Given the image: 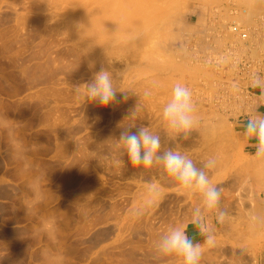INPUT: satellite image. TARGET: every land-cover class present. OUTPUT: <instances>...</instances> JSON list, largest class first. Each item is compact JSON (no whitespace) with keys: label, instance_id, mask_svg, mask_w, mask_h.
Here are the masks:
<instances>
[{"label":"rangeland","instance_id":"1","mask_svg":"<svg viewBox=\"0 0 264 264\" xmlns=\"http://www.w3.org/2000/svg\"><path fill=\"white\" fill-rule=\"evenodd\" d=\"M137 1L0 0V264H182L155 244L191 223L201 197L162 165L127 163L120 133L140 125L197 166L216 159L207 171L228 216L205 214L215 245L200 264H259L264 166L238 131L261 99L251 91L264 78V0ZM101 65L119 90L107 107L76 89ZM177 82L199 118L188 140L162 115Z\"/></svg>","mask_w":264,"mask_h":264},{"label":"clouds","instance_id":"2","mask_svg":"<svg viewBox=\"0 0 264 264\" xmlns=\"http://www.w3.org/2000/svg\"><path fill=\"white\" fill-rule=\"evenodd\" d=\"M93 65L90 64V67ZM84 89L85 100L107 107L119 103L116 86L112 73L101 65L99 71L93 73L90 81L76 87ZM252 87L260 88L264 97V78L254 76ZM151 95L146 91L145 96ZM127 100V95H124ZM137 107L131 112L135 115ZM163 120L173 139L188 140L190 133L198 123L192 91L186 85L177 82L173 85L171 97L163 107ZM135 127V131L132 128ZM123 128L119 142L124 146L127 163L132 167L162 165L166 175L177 182L178 190L191 194H199L201 206H197L192 213L191 222L204 236L203 243L194 242L187 234L183 225L168 229L156 242L157 252L163 256L175 255L182 258V264H200L205 246L215 245V236L211 226L205 222V214L215 212L218 223H224L228 212L220 208L222 189L213 184L208 171L215 167V157H209L197 164L186 154L169 147L162 150L161 136L152 132L149 127L140 125ZM244 136L247 140H254V156L264 161V113L257 112L250 115L244 125Z\"/></svg>","mask_w":264,"mask_h":264},{"label":"crops","instance_id":"3","mask_svg":"<svg viewBox=\"0 0 264 264\" xmlns=\"http://www.w3.org/2000/svg\"><path fill=\"white\" fill-rule=\"evenodd\" d=\"M251 94L254 98L260 96V100L258 104L255 105V107L251 110V112L247 115H245L243 118H241V122H239V125L241 126L239 128L238 134L240 135L241 139L243 140L244 148L246 152L249 155H253L255 153V148L252 146L255 141L254 140H247L244 136V125L250 115H254L257 110L259 112L264 113V97L261 95V89L260 88H254L251 91ZM187 234L188 236L194 241V242H201L204 239V236H202L198 230V228L191 222L187 224L186 226ZM258 262L259 264H264V242L262 243V246L260 248V251L258 252Z\"/></svg>","mask_w":264,"mask_h":264},{"label":"bare ground","instance_id":"4","mask_svg":"<svg viewBox=\"0 0 264 264\" xmlns=\"http://www.w3.org/2000/svg\"><path fill=\"white\" fill-rule=\"evenodd\" d=\"M138 1H139V0H138ZM138 1H137V2H138ZM141 1H142V0H141ZM101 2H102V1H101ZM109 2H110V0H109ZM147 2H148V1H147ZM152 2H153V1H152ZM112 3H114V2L112 1ZM139 3H140V2H139ZM149 3H150V2H149ZM104 4H105V3H104ZM107 4H109V3L107 2ZM121 4H122V3H121ZM124 4H125V3H124ZM140 4H141V3H140ZM108 6H109V5H108ZM112 7H113V6H112ZM119 7L122 8V6H119ZM136 7H137V6H136ZM110 8H111V5H110ZM116 8H117V7H116ZM123 8H124V7H123ZM127 8H128V7H127ZM138 8H139V7H138ZM143 8H144V7H143ZM146 8H147V6H146ZM148 8H149V7H148ZM117 9H119V8H117ZM123 10H124V9H123ZM123 10H122V11H123ZM125 10H126V9H125ZM132 10H134V9H132ZM144 10H145V9H144ZM115 11H116V10H115ZM117 11L119 12V10H117ZM117 11H116V12H117ZM122 11H120L119 13H121ZM136 11H137V10H136ZM142 11H143V10H142ZM123 12H124V11H123ZM132 12H133V11H132ZM146 12H147V11H146ZM124 13H125V12H124ZM133 13H134V12H133ZM133 13L130 12L129 14H133ZM135 14H136V13H135ZM142 14H143V13H142ZM144 14H145V13H144ZM146 15H147V14H146ZM125 16H126V15H125ZM128 16H129V15H128ZM128 16H127V17H128ZM131 16H132V15H131ZM137 16H138V15H137ZM137 16H136V17H137ZM158 16H159V15H158ZM155 17H156V16H155ZM125 18H126V17H125ZM138 18H139V17H138ZM130 19H131V18H130ZM114 20H115V19H114ZM128 20H129V19H128ZM137 20H138V19H137ZM137 20H136V21H137ZM143 20H144V18H143ZM152 20H153V19H152ZM118 21H119V20H118ZM126 21H127V18H126ZM154 21H155V20H154ZM123 22H124V20H123ZM130 22H131V20H130ZM141 22H142V20H141ZM156 22H157V20H156ZM171 22H172V21H171ZM174 22H175V21H174ZM115 23H116V22H115ZM118 23H119V22H118ZM139 23H140V22H139ZM142 23H146V22H142ZM175 23H176V22H175ZM109 24H110V23H109ZM111 24H112V23H111ZM124 24H125V22H124ZM135 24H136V23H135ZM153 24H154V23H153ZM116 25H118V24H116ZM122 25H123V24H122ZM122 25H121V26H122ZM176 25H178V22H177ZM121 26H120V27H121ZM129 26H130V25H129ZM136 26H138V25H136ZM141 26H142V24H141ZM167 26H168V24H167ZM178 26H179V25H178ZM102 27H105V28H106V26H102ZM171 27H172V26H171ZM99 28H100V26H99ZM109 28H111V27H109ZM116 28H117V27H116ZM166 28H167V27H166ZM96 29H97V28H96ZM96 29H95V30H96ZM107 29H108V28H107ZM114 29H115V28H114ZM114 29H113V30H114ZM122 29L124 30V26L122 27ZM164 29H165V27H164ZM164 29H163V30H164ZM180 29H181V28H180ZM92 30H93V29H92ZM95 30H94V31H95ZM100 30H101V28H100ZM100 30L98 31V29H97L98 32H100ZM109 30H110V29H109ZM113 30H112V31H113ZM116 30H117V29H116ZM129 30H131V29H129ZM132 30H133V29H132ZM155 30H156V29H155ZM166 30L168 31L169 29H166ZM166 30H165V31H166ZM105 31H107V30H105ZM159 31H160V30H159ZM177 31H178V30H177ZM179 31H180V30H179ZM188 31H189V30H188ZM108 32H109V31H108ZM110 32H111V31H110ZM113 32H114V31H113ZM118 32H119V29H118ZM118 32L116 31V34H117ZM168 32H169V31H168ZM180 32H181V31H180ZM227 32H228V31H227ZM229 32H230V31H229ZM95 33H96V32H95ZM95 33H94V34H95ZM102 33H103V32H102ZM106 33H107V32H106ZM106 33H105L104 35H108V34H106ZM114 33H115V32H114ZM121 33H122V32H121ZM125 33H126V32H125ZM127 33H128V32H127ZM129 33H130V32H129ZM157 33H158V32H157ZM161 33H162V32H161ZM161 33H160V34H161ZM230 33H231V32H230ZM110 34H111V33H110ZM163 34H164V32H163ZM165 34H166V33H165ZM114 35H115V34H114ZM126 35H127V34H126ZM172 35H173V34H172ZM229 35H230V34H229ZM108 36H109V35H108ZM160 36H161V35H160ZM172 37H173V36H172ZM163 38H164V37H163ZM234 38H235V37H234ZM156 39H158V38H156ZM165 39H166V38H165ZM170 41H171V40H170ZM240 41H241V40H240ZM152 42H153V41H152ZM164 42H165V41H164ZM130 44H131V43H130ZM154 45H155V44H154ZM169 51H170V50H169ZM178 54H179V53H178ZM184 58H185V57H184ZM184 58H183V59H184ZM181 64H182V63H181ZM164 66H165V65H164ZM205 133H206V132H205ZM254 163H255V165H258V167H259L258 169H263L264 161H260V160H258V159L256 158ZM255 165H254V166H255ZM254 168H255V167H254ZM256 168H257V167H256ZM256 168H255V170L257 171ZM162 171H163V170H162ZM256 176H257V174H256ZM259 176H260V175H259ZM260 177H261V176H260ZM246 189H247V188H246ZM244 190H245V189H244ZM251 204H252V203H251ZM254 209L256 210V207H255ZM254 209H253V210H254ZM245 210H246V209H245ZM246 212H247V211H246ZM251 214H252V213H251ZM251 218H252V216H251Z\"/></svg>","mask_w":264,"mask_h":264},{"label":"built area","instance_id":"5","mask_svg":"<svg viewBox=\"0 0 264 264\" xmlns=\"http://www.w3.org/2000/svg\"><path fill=\"white\" fill-rule=\"evenodd\" d=\"M230 31L242 39H247L249 36L248 28L241 25L239 22H233L230 25Z\"/></svg>","mask_w":264,"mask_h":264}]
</instances>
